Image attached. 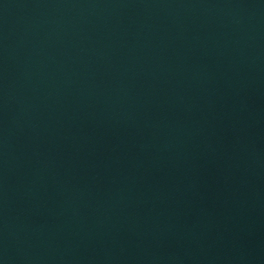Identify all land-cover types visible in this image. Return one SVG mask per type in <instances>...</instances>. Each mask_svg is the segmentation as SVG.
I'll use <instances>...</instances> for the list:
<instances>
[{
    "label": "water",
    "instance_id": "1",
    "mask_svg": "<svg viewBox=\"0 0 264 264\" xmlns=\"http://www.w3.org/2000/svg\"><path fill=\"white\" fill-rule=\"evenodd\" d=\"M0 264H264V0H0Z\"/></svg>",
    "mask_w": 264,
    "mask_h": 264
}]
</instances>
